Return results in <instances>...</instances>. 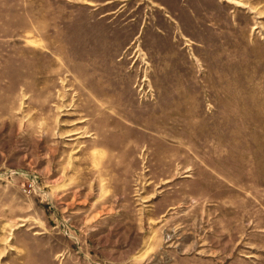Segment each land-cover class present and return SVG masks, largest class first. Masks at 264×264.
I'll return each mask as SVG.
<instances>
[{
	"label": "rangeland",
	"instance_id": "1",
	"mask_svg": "<svg viewBox=\"0 0 264 264\" xmlns=\"http://www.w3.org/2000/svg\"><path fill=\"white\" fill-rule=\"evenodd\" d=\"M0 264H264V0H0Z\"/></svg>",
	"mask_w": 264,
	"mask_h": 264
}]
</instances>
